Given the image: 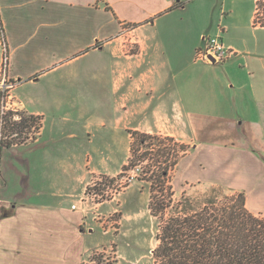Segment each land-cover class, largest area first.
I'll return each instance as SVG.
<instances>
[{
    "label": "crops",
    "instance_id": "crops-1",
    "mask_svg": "<svg viewBox=\"0 0 264 264\" xmlns=\"http://www.w3.org/2000/svg\"><path fill=\"white\" fill-rule=\"evenodd\" d=\"M257 2L0 0L10 74L24 80L17 91L29 83L34 93H16L17 101L42 119L33 153L18 167L0 164V264H82L89 251L81 135L103 136L109 148L120 140L103 132L105 116L92 123L80 105L52 107L49 100L62 93L58 84L110 82L112 132H123L129 144V131L160 134L170 117L180 119L194 142L177 165L191 158L189 180L264 195V26L255 24ZM212 37L234 56L221 64L195 61ZM128 42L135 52L128 53Z\"/></svg>",
    "mask_w": 264,
    "mask_h": 264
},
{
    "label": "rangeland",
    "instance_id": "rangeland-1",
    "mask_svg": "<svg viewBox=\"0 0 264 264\" xmlns=\"http://www.w3.org/2000/svg\"><path fill=\"white\" fill-rule=\"evenodd\" d=\"M259 1L260 12L264 13V0ZM128 44H131L126 48L128 53L135 52L136 48L133 47L135 42H128ZM21 81L24 82V80ZM70 87L72 88L70 89ZM57 88L62 90V93L58 92L54 99L49 100L52 107L73 110L77 108L76 105H80L92 123L96 121L95 117L105 116L107 123L103 132L111 134L110 136L118 141L120 140L119 147L109 148L103 144V136L98 138L92 134L81 135L85 141L84 144H86L83 147V154L85 152L84 161H87L89 170L87 191L89 201L84 212L88 219L86 229H93L86 235V248L89 251L84 255V264H154L153 250L158 244L156 241L157 220L151 216L149 210L150 183L141 180L143 177L146 178L147 166L150 162L139 163L135 170L122 173V168L130 157V144L123 132L121 134L112 132L116 120L113 112L115 101L113 85L110 82L98 85L81 80L72 85L58 84ZM16 93L30 94L31 98L34 94L29 83L24 84L18 91L14 90L12 94L16 97ZM23 115L31 116L25 111H23ZM170 119L169 127L163 128L159 135L172 137L176 140L170 146L173 155L178 151L177 147L173 146L176 144L186 145L188 152H191L194 149L191 130L187 129L180 119L179 124H177L176 117H170ZM40 120V126H42V119L40 118ZM98 130L99 127L96 126L95 132L92 133L96 135ZM30 131V128L23 129L19 135L15 130L7 129L5 133L7 140L13 142L14 146L1 151L0 164L3 169L9 168L11 164L18 167L19 160L27 158L33 153L34 149L31 143L34 141L30 142L28 139L34 134L31 135ZM35 138H38V135ZM158 142L163 144L164 140ZM190 142L191 144H189ZM16 143L18 145H15ZM154 148L158 149V147ZM72 150L76 151L77 149L72 148ZM142 152L144 151H140L139 154L141 155ZM190 160L191 158H185L170 173L169 185L173 187V199L176 202L180 201L183 196L186 199L196 197L203 200L206 195L211 194L213 188H219L189 180L186 174ZM8 174L11 175V172ZM201 174V171L194 173L198 178H201ZM3 185V179L0 176V190ZM222 188L225 190L220 192V197L239 194ZM257 197L264 199V195L255 197V194H250L247 197L251 206L249 210L264 216V203L262 204ZM103 253L105 256L101 261L98 259L92 261L95 256L98 258Z\"/></svg>",
    "mask_w": 264,
    "mask_h": 264
},
{
    "label": "trees",
    "instance_id": "trees-1",
    "mask_svg": "<svg viewBox=\"0 0 264 264\" xmlns=\"http://www.w3.org/2000/svg\"><path fill=\"white\" fill-rule=\"evenodd\" d=\"M7 121L9 128L20 135L23 129L34 126L37 119L25 116L14 122L10 115ZM129 134L130 157L122 173L135 170L139 163L150 162L146 178L141 180L150 183L149 210L157 220L154 264H264V216L246 207L244 193L220 197L225 189L219 187L203 200L183 196L174 201L170 173L187 153L186 145H173L178 149L173 155L170 146L176 140L172 137L139 131ZM13 144H0V154ZM140 151L144 152L140 155ZM104 256H95L92 261H101Z\"/></svg>",
    "mask_w": 264,
    "mask_h": 264
},
{
    "label": "built area",
    "instance_id": "built-area-1",
    "mask_svg": "<svg viewBox=\"0 0 264 264\" xmlns=\"http://www.w3.org/2000/svg\"><path fill=\"white\" fill-rule=\"evenodd\" d=\"M263 20L264 13L260 12L258 3L256 5L255 24L262 25ZM129 31H131V29L126 30V32ZM234 54V51L225 46L220 37H212L206 40L204 47L198 49L195 52V61H200L209 64H221L225 63L227 60L232 58ZM10 63L11 58L9 44L3 28L2 19L0 17V144L11 142L7 140V136L5 135L7 129H9L7 121L8 117L11 115L12 120L16 122H20L22 118L25 117L23 115V109L21 107V104L16 100V97L12 94L14 90H16V88L22 83V81L14 79V77L11 76ZM34 117L37 119V122L34 126L30 128V134H34L30 137V139H28L30 142H33L37 139L35 137L37 135L39 136L42 127L40 126L39 122L40 117ZM15 145L18 144L16 143ZM87 191L88 186L86 188L83 198L80 201V204L82 205V207H84L82 208L84 211L87 208L89 201V193ZM73 209H76V207L73 206Z\"/></svg>",
    "mask_w": 264,
    "mask_h": 264
}]
</instances>
